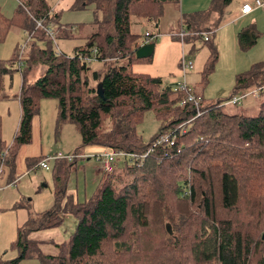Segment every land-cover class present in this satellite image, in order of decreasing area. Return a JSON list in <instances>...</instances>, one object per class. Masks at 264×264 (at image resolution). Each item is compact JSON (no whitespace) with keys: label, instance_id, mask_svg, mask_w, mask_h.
I'll return each instance as SVG.
<instances>
[{"label":"trees","instance_id":"obj_1","mask_svg":"<svg viewBox=\"0 0 264 264\" xmlns=\"http://www.w3.org/2000/svg\"><path fill=\"white\" fill-rule=\"evenodd\" d=\"M18 2L10 19L0 13V43L14 27L30 33L34 19L58 28V14L46 0ZM178 2L75 0L73 10L93 7L94 32L83 47L66 56L30 46L24 58L16 52L13 59L1 61L0 100L8 97L4 76L15 65L22 72L15 96L21 116L5 151L0 132V166L8 167L10 176L18 149L31 143L32 118L42 99L58 102L57 123L74 124L82 145L125 155L121 165L100 177L95 193L81 202L63 190L76 160L53 161L58 194L45 215L48 225L42 228L59 225L64 215L75 217L76 225L68 242L58 246L56 255L46 256L43 264H264V61L235 76L234 92H255L254 97L260 98L253 116L226 112L220 104L180 105L185 93L128 67L142 44L140 36L131 32V20L143 9L145 20L158 24L164 6ZM231 2L213 0L210 11L221 16ZM35 36L29 39L52 42L40 29ZM238 40L247 49L257 33L247 28ZM92 56L106 65L104 72L90 70L91 61L85 58ZM123 59L127 65L121 63ZM37 61L46 71L29 85L26 71ZM225 105L232 104L228 100ZM148 111L160 128L144 144L136 127ZM168 132L173 144L153 147ZM26 164L30 169L31 160ZM166 223L172 225L177 241L167 234ZM20 237L14 246L22 248L20 257H25L29 246Z\"/></svg>","mask_w":264,"mask_h":264},{"label":"rangeland","instance_id":"obj_2","mask_svg":"<svg viewBox=\"0 0 264 264\" xmlns=\"http://www.w3.org/2000/svg\"><path fill=\"white\" fill-rule=\"evenodd\" d=\"M46 1L54 8L59 0ZM69 1L66 0L65 4H68ZM187 3L194 7L187 9ZM211 3L212 0H179L177 5H166L157 28H155L156 24L145 20V11L139 10L138 15L131 20V32L140 36L142 44L144 41L154 43V52L150 58L134 59L128 67L133 73L162 79V86L165 87L182 82L183 73H188L187 81L190 88H193L197 94L201 106L220 104L223 105L226 112L253 116L257 113L256 108L243 110L240 106L225 105V102L233 94L235 76L250 68L251 64L247 60L253 57L258 59L264 57V10L258 9L254 13L258 19V23L256 22L255 25L256 30L260 33L256 45L249 52L240 53L238 44L240 39L237 41V33L234 36L229 33L230 26L219 31L207 32L210 40L207 42L203 40L199 32L195 33L187 28L186 14L196 13V17L200 16L198 13L202 11L198 10H208ZM71 6L61 8L59 11L61 22L66 25L73 24L77 23L72 22L76 21L74 19L80 18L78 23L87 24L81 32L78 30L71 36L62 30L63 33H60V29L57 28L54 30L55 37L53 40L50 39L52 42L49 44L44 40L29 41V35L30 37L31 35L35 36L36 25L30 33L12 29L5 40L0 43V63L13 59L15 51L24 58L32 45L39 49H52L56 53L72 56L76 47H83L86 44L87 35L93 31L91 24H93L94 15L90 8L75 11ZM53 24L51 23V25ZM53 26L56 28L55 25ZM146 31L156 37L151 41L150 37L145 36ZM182 32L183 35L180 37ZM214 33H217V39ZM36 36L42 39L40 33ZM57 36L58 38H56ZM230 37H233V40ZM127 62L126 59H123L121 63L127 65ZM188 63H191V69L183 71L182 66ZM44 67L46 69V66L40 61L34 62L26 71L27 79H32L31 75L35 73L42 75L46 71L43 69ZM22 68V71L26 69L25 64ZM90 68L91 71L102 73L105 71L106 65L95 61V57L92 56ZM17 69L18 67L15 65L14 71L3 78L5 92L8 95L11 94L10 98L19 92L21 84V74ZM56 106L57 102L53 99L39 101V109L41 108L44 112L42 113V133H44V144L47 145L43 154L47 156L59 152L65 154L67 151L70 153L76 151L81 155L80 158L75 159V169L70 172L63 189L68 197H73L74 200L81 202L95 193L99 185V178L104 174L102 170L100 171L101 161L107 153H102V148H104L102 146L82 145L74 124L65 122L59 125L56 122L58 117L55 118ZM0 115L3 120L0 130L1 147L5 151L11 145L17 130L20 107L14 103L0 101ZM50 117L51 124L49 125L46 120H49ZM110 125L109 122L106 127H110ZM159 128L160 123L156 120L154 113L148 111L144 113L136 131L141 136L142 142L147 144L157 134ZM88 153L94 154L87 156ZM96 153L99 156H95ZM63 160L65 159L63 158ZM123 160V158H118L120 161L118 164L121 165ZM36 163L31 160L29 172L21 175L15 183L10 185L11 187L0 189V195L3 196L0 202V264H43L45 257L56 255L59 251L58 246L68 242L70 235L74 232L76 218L72 215H64V219L55 227L42 228L48 225L45 215L53 209L58 190L56 191V181L54 182L53 179V161L49 163V170L34 168ZM96 171L98 175H95ZM57 182L60 184V181L57 180ZM167 224L170 225L173 233L170 237H175L174 241H177L172 225L166 223L165 226ZM263 234L264 232H262ZM19 235L26 247L29 246L24 253L25 257H20L24 252L23 249H16L14 246Z\"/></svg>","mask_w":264,"mask_h":264},{"label":"crops","instance_id":"obj_3","mask_svg":"<svg viewBox=\"0 0 264 264\" xmlns=\"http://www.w3.org/2000/svg\"><path fill=\"white\" fill-rule=\"evenodd\" d=\"M65 2H66V0H59L54 8H52L50 4H48V3L47 4L51 8V11H53L54 13L58 14V29H60V33H63L62 31H64V32L69 33L67 35H71L72 36L73 33H76L78 30H80V32H81L83 27L85 25H87V24L83 25V24L78 23V22H80L78 20H81L80 18L79 19H74L76 21H72V22H77V23L67 24V25L63 24L61 22V17L59 15V11L61 10V8H68L71 5L73 6L75 0H70L68 4H65ZM212 2H213V0H212ZM252 2H253V0H232L230 5L227 8H225V10L223 12V15H221V16L215 11H212V10L210 11V8L208 10H206V9L198 10V11H202V12L198 13L199 15H201V18H198V19L194 18L196 13H194V14L193 13L192 14H186L185 17H186V22H187V28H189L192 31H195V33H198V32L204 33V32H209V31L215 32V30L219 31L222 28L230 26L231 27V31L229 33L232 34V36H234V34H236V33H237L236 36H238L240 32H242L243 30H246L248 28V29H252V30L256 31L257 39H258V37L260 36V33L256 30V26H255L256 22L258 23V19L256 18L257 15H254V13L256 11H258V9L257 10H253L251 13L245 14V15H242L241 12H240L241 7L244 4H251ZM18 5H19L18 0H0V13L5 18L10 19L14 15L16 9L18 8ZM189 7L193 8L194 5H189L187 3L186 8L188 9ZM88 8L93 10V7L92 8L91 7H85L83 10L88 9ZM75 11H80V10H75ZM75 24H78V25H75ZM243 27H245V28H243ZM155 28H157V24L155 25ZM240 28H242V29L240 30ZM12 29L17 30V31L21 30L20 28H15V27L12 28ZM70 29L75 30V31L73 32ZM91 29L94 31L93 24H91ZM23 32L26 33L25 31H23ZM10 33H11V31H10ZM91 33H90V35H91ZM58 34H59V32H58ZM145 34H150V32L146 31ZM214 34H216L215 38L217 39L218 38L217 33H214ZM90 35H87V36L89 37ZM182 35H183V32L180 34V37H182ZM58 36L56 38H58ZM28 39H29V36H28ZM230 39L233 40V37L232 38L230 37ZM31 40H33V38L29 39V41H31ZM237 41H238V37H237ZM145 43H152V42H148V41L145 42L144 41L143 44H145ZM256 43H257V40L255 41V43L251 47H249L247 49H242L240 44L238 43L239 44V48H240L239 49L240 53L241 52H245V51L249 52L256 45ZM32 48L34 50L35 46L32 45ZM36 48H38V47H36ZM76 48H78V47H76ZM28 51H30V48H29ZM15 54H16V51H15L14 55ZM247 61L250 62L251 66H252V65H254V64L258 63V62L264 61V57H262L260 59H258L257 57H253L252 59H248ZM43 69L46 70L45 67ZM185 70L186 69H183V71H185ZM20 74H22V72ZM42 75H39V73H35V74L31 75L33 77L32 79H27L28 78V74H27L26 75L27 83L29 85L33 84ZM183 76L184 77H183V81L182 82H184L190 88L191 86H190V84L187 81L188 78H189L188 77V73L187 74L183 73ZM21 83H22V75H21ZM178 83H181V82H178ZM20 88H21V84H20ZM20 88H19V91H20ZM192 91L194 92L193 88H192ZM18 94H19V92L17 94L13 95V98H10L11 94H9L6 99H2L0 101L3 102V103H6V102L14 103V105H18L20 107V103H19L18 97H15ZM196 96H197V94H196ZM254 96H255L254 93H241V91L238 90L236 92L233 91L232 96L229 97L227 100H230L232 97H237V98H239V102L240 103L235 105V106H240V107H242L243 110H246V109L248 110V109H251V108H256L257 103L260 101V98H256ZM12 100H14L15 102H10ZM42 100H44V99H42ZM45 100H50V99H45ZM58 108L59 107H58V102H57V106L55 107V109L57 110V114H56L55 118L58 117V111H59ZM42 113H44V112L40 108V109H38V113L36 115H34L33 118H32V127H31L32 140H31L30 144L22 145L18 149V152H17L16 157H15V169H14L13 175L11 174V176H10V170H9L8 167H6L4 165L0 166V189L7 188L12 183H15L16 180H18L21 175H25L27 172H29V168H28V166L26 164L27 160H34L36 158H41V157L45 156L43 153H44L45 148L47 147V145L44 144V133H42V129H43V123H42L43 116H42ZM20 116H21V107H20ZM0 119H1V124H2L3 120L1 118V115H0ZM57 121L58 120L56 118V122ZM46 122L50 125L51 124V117H50L49 120H46ZM17 128H18V125H17ZM16 132H17V130H16ZM16 132H15V134H16ZM15 134H14V137H15ZM14 137H13V140H14ZM13 140H12V142H13ZM55 141H57V140H55ZM91 149H94V148H91ZM102 149H103L102 153H104V154L109 152L105 148H102ZM61 154L63 156H69V155H72V154H76L77 155V159L80 158V156H81L76 151L75 152H71V153H70V151H67V153H65V154L61 153ZM93 154L94 153H88L87 156H91ZM95 156H99V155H97V153H96ZM118 162H120V161H117V165H119ZM74 164H76V161H75ZM74 169H75V167L73 166L71 171L74 170ZM95 175H98L97 171H96ZM2 198H3V196L0 195V202H1Z\"/></svg>","mask_w":264,"mask_h":264},{"label":"built area","instance_id":"obj_4","mask_svg":"<svg viewBox=\"0 0 264 264\" xmlns=\"http://www.w3.org/2000/svg\"><path fill=\"white\" fill-rule=\"evenodd\" d=\"M257 9H261L264 10V0H253V2L251 4H244L241 7V14L245 15V14H249L251 13L253 10H257ZM35 21V25H36V29H40L42 30L46 36L50 39H54L55 37V33H54V24L51 25V23H49L48 25H45V20L42 19H34ZM200 36H202L203 40L205 42L209 41L208 38V33L204 32V33H199ZM146 37H150L151 39H154L156 36H151V34H146ZM86 61H91V59L89 58H85ZM192 67L191 63L185 64L182 66L183 69H190ZM173 91L176 92H183L185 93V97L181 99L180 101V105H186L187 103H192L194 104L196 107H198L199 105V100L198 98L194 95V93L192 92V89L189 88L184 82L181 83H177L173 86ZM255 93V92H252ZM229 103L232 105H237L239 104V98L237 97H232L229 100ZM170 133H163L162 135H160V137L155 141V144L153 145V147L158 146V145H172L173 144V140L174 138L172 137L170 139ZM153 149H150L146 155L151 152ZM135 156H130V159H134ZM67 159L68 161H73L77 158L76 155H69V156H63L61 153H57L54 155H48V156H44L42 158V160L38 161L33 167L34 168H42L44 170H49V163L51 161H55V160H62V159ZM118 158H125V155L123 153H113V152H108L105 155V158L103 159V161H101V168L100 171L102 170L103 173H110L112 172L113 168L117 165V161Z\"/></svg>","mask_w":264,"mask_h":264},{"label":"water","instance_id":"obj_5","mask_svg":"<svg viewBox=\"0 0 264 264\" xmlns=\"http://www.w3.org/2000/svg\"><path fill=\"white\" fill-rule=\"evenodd\" d=\"M154 52V43H145L143 45H141L139 48L136 49L135 51V58L136 59H146V58H150L153 55ZM97 92L100 96H102V92H101V85L97 86ZM166 228V232L169 236H172V230L170 228V225L167 224L165 226ZM174 239L176 240V238L174 237ZM262 240L264 241V234L262 235Z\"/></svg>","mask_w":264,"mask_h":264}]
</instances>
